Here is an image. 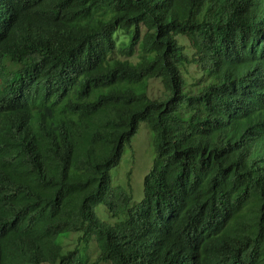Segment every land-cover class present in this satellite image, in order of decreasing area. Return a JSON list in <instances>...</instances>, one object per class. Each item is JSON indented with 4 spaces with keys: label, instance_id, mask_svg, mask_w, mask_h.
<instances>
[{
    "label": "trees",
    "instance_id": "16d2710c",
    "mask_svg": "<svg viewBox=\"0 0 264 264\" xmlns=\"http://www.w3.org/2000/svg\"><path fill=\"white\" fill-rule=\"evenodd\" d=\"M0 264H264V0H0Z\"/></svg>",
    "mask_w": 264,
    "mask_h": 264
},
{
    "label": "rangeland",
    "instance_id": "374dc122",
    "mask_svg": "<svg viewBox=\"0 0 264 264\" xmlns=\"http://www.w3.org/2000/svg\"><path fill=\"white\" fill-rule=\"evenodd\" d=\"M178 41L181 49L191 53V46L189 40L184 35H179ZM194 68H189L190 77ZM187 82H195L196 77L191 79L185 76ZM147 95L148 97L163 99L167 96L162 83L159 78H152L147 80ZM153 135L147 128L144 121L138 125L136 133L131 137L128 144L124 145L119 163L110 170L111 186L120 187L126 191L129 190L131 194L130 204L137 203L141 200L143 191V179L152 170L153 158L155 155L152 144ZM95 217L100 219L105 224L113 225L115 218L108 215L106 207L102 203L95 205ZM78 235H71V237L62 240L63 246L73 249L76 246V237ZM61 240V237L58 239ZM89 256L90 261H94L98 256V248L95 240L88 242L87 248L82 251Z\"/></svg>",
    "mask_w": 264,
    "mask_h": 264
}]
</instances>
